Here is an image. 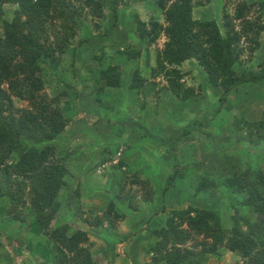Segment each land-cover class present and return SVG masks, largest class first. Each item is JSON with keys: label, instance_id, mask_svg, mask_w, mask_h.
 Masks as SVG:
<instances>
[{"label": "trees", "instance_id": "obj_1", "mask_svg": "<svg viewBox=\"0 0 264 264\" xmlns=\"http://www.w3.org/2000/svg\"><path fill=\"white\" fill-rule=\"evenodd\" d=\"M150 1L163 14L162 23L156 19L145 23L137 16L131 19L125 15L119 19L121 13L124 15L119 7L125 6L126 0H0V16L4 14L5 4L17 6L11 21L3 22V33L0 32V220L15 218L21 234L12 240L5 230H0V236H6L5 244L0 241V255L9 253L10 264L27 262L20 247L26 243V235L47 240L50 264H97L90 252L87 231L73 228L68 222L51 225L61 205L58 195L66 187L64 161L69 155L62 156L60 152L69 150L71 154L77 145L75 139L63 140V147L53 143L62 139L60 136L68 124H73V128L88 124V131L79 130L86 140L96 138L91 149L100 158L95 164L100 168L110 163L118 152L116 147L109 155L108 144L112 137L122 133L125 124L140 137L153 139L149 131L153 123L146 116L149 118L147 113L154 111V98L158 100L157 106H164L160 105V99L169 102L163 109L165 121L168 123L170 116L177 124L170 138L156 140L169 144L172 173L160 187L154 186L155 178L136 174L124 181L140 187L143 198L158 192L162 196L159 212L165 216L160 224L149 220L146 234L136 236L145 254L151 257L150 264H205L211 256L222 257V249L237 258L231 264H264V164L261 163L264 115L248 118L241 111L240 115L231 116L224 110V106H231L230 94L239 100L238 96H244V86H251L252 94L259 86L264 87V57L255 63V69L241 68L239 63L243 53L239 47L241 39L248 38L255 46L248 48L249 55L259 47L256 38L264 31V0L238 3L233 17L224 13L223 33L215 20L193 18L192 0ZM253 9L256 16L250 19ZM108 17L111 24L103 27L101 23ZM88 19L93 23L92 30L99 32L96 35L100 47L110 44L111 52L129 62L139 61L143 55L150 57L149 47L164 38L162 49L154 50L156 68L151 69L150 76L162 77L166 85L158 90L156 97L144 96L152 100L147 98L139 105L141 115L130 118L129 124L111 119V114L102 119L101 112L96 123H90L92 111L90 115L84 113L82 104L70 118H65L55 104L58 97L48 99L42 94V66L55 68L64 54L70 52L74 56L78 47L94 38ZM235 21H240L239 31ZM118 27L125 31V38L119 42L114 36ZM80 32L84 33L78 37ZM73 62L75 80L85 72ZM188 62L195 65L205 88L209 85L217 94L214 104H201L194 90L184 86L185 73L180 67ZM120 70L119 65H112L101 68L97 76L107 86L115 87L120 83ZM146 83L134 71L129 88L139 89ZM74 88L77 90L79 84ZM260 97H264V91ZM13 98L27 101L31 109L16 107ZM98 104L107 109L105 101L98 99ZM77 116L81 118L75 119ZM102 124L106 127L102 128ZM70 135L75 137L76 133ZM100 136L104 142L97 138ZM86 145L90 148L92 144ZM109 165L125 166L120 160ZM182 166L192 169L189 177H185L188 170ZM177 179L191 180L187 187L193 193L189 191L190 204L185 209H171L165 204L164 196ZM214 189L219 190L220 196L215 195ZM131 198L123 211L129 212ZM227 200L229 215L222 211ZM23 208L26 213L22 216ZM106 215L113 216V220L126 217L118 215L113 203H108ZM68 216L67 221L78 219L99 228L103 225L97 216L89 219L91 213L84 219ZM30 218L32 224L25 230L22 223ZM107 222L112 227L109 219Z\"/></svg>", "mask_w": 264, "mask_h": 264}, {"label": "rangeland", "instance_id": "obj_2", "mask_svg": "<svg viewBox=\"0 0 264 264\" xmlns=\"http://www.w3.org/2000/svg\"><path fill=\"white\" fill-rule=\"evenodd\" d=\"M126 1H127L126 2L127 4L125 6L122 5L119 7V10H121V12L124 13V15L122 13H121V15H119V19L126 15V16H128V18L131 17V19H133L135 16H137L138 19H140L141 21H143L145 23H149L153 19L158 20L160 23L163 22V14L158 10V8H155L153 6V4L150 0H146V1L145 0H126ZM192 1H193V18L195 20H215L217 22V24L220 26L222 33L224 32L223 27H222V22H223L222 15L225 13V14H228L230 17H233L235 6L238 3L252 2L250 0H192ZM16 9H17V6L12 5V4H5L3 6L4 14L2 16H0V32L1 33H3V22H5V21L10 22L12 17H13V12ZM254 16H256L255 9H253L251 11V13L249 14L250 19H253ZM88 21H90V20L88 19L86 22L92 30L93 23L88 22ZM108 23L111 24L109 17L106 18L101 24L102 25H105V24L108 25ZM234 23H235V25H237L236 30H238L240 21H235ZM94 30L95 29H93L91 31L93 33V37H98L96 34H99V32L96 33ZM124 32H125L124 29L121 28V30H120L119 27L117 28L114 36L118 42L122 41V39L125 38ZM83 33L84 32H80L78 34V37L83 35ZM100 33H101V31H100ZM256 39H257V42L259 43V47H256V49L254 50V53L252 55H249L247 50L250 47H255V46H253V43L250 42V39H248V38L241 39V42L239 43V47L243 51L242 55L240 56V62H239L241 64V68L255 69L256 68L255 63H257L258 60H260L262 57H264V32ZM51 40H52V38H51ZM89 43H91V42H87L85 45H90ZM163 43H164V38L158 39L156 45L154 44L153 46L149 47V49H148L149 53L151 54L150 55L151 65L154 68H156L154 65V50L155 49H162ZM89 50H90V52L96 53L98 50V46L96 44L91 45V46H89ZM108 53L110 56L113 55L112 58L116 57V54L114 53V51L108 52ZM70 55H71L70 52H67L66 54H64V56L62 57V59H63L62 62L60 61L59 64H57V66L55 68H53V66H50L48 64L43 65L42 66L43 72L41 73V80L44 83V88H43L42 94L45 95L48 99L58 97L55 104L59 108V110L62 112V114L65 118H70V115H72V112H74V111L76 112L77 107H79L80 102L82 101V99H78L77 97H75V95L78 93V91L74 88V85H75L74 78L70 77L72 75V66L71 65L69 66V64L72 62ZM75 55L77 56V52H75ZM76 60H77V57H76ZM144 60H145L144 69H142L143 63L141 64L140 60L139 61H131V63L128 62L129 68L126 69V75H127L126 80L130 79L131 74H134V71H138L139 77H141V71L143 70V72H144V70H145L146 76H147V78H149L146 80L147 81V83H146L147 89H150L149 86L152 83V81L155 82V84H158V86L154 89V92L151 93V95H152L151 97H153V94H154V97H156L158 90L161 88V86L166 85V82L160 76L156 77V78H151V76H149L147 73L149 71V69H150V71L152 69V67L150 68V64H149L150 59L148 58V56H146V59H144ZM113 62L121 64V66H123L124 68L127 64V60L125 58H123L119 61L114 60ZM191 65L192 64L188 62V63H184L180 67L181 72L185 73V76L182 79L184 86L189 87L190 89L194 90V93L196 94L197 99L201 101L200 102L201 104L202 103L204 105L214 104L213 102H214V99L217 98V94L216 95L214 94L213 88H211L209 85L207 86L208 89L205 88V86L203 85V79L200 75H198V71L196 70L195 65L194 66H191ZM241 68H239V71L241 70ZM58 75L60 78L58 77ZM64 76H66V78H64ZM69 78H71L73 80H69ZM79 78H80V76H79ZM101 81L102 80L98 79V81L95 82L97 90L103 89V87L100 86ZM79 87H81V86L79 85ZM244 87H245L244 96H238V97H240L239 100L234 99L233 96L230 94V96L228 98L229 99L228 104H230L231 106H229V105H227L226 107L224 106V110L227 112V114H230L231 116H238L241 114V111H243V112H245V115L248 118H250L253 115L257 116V118H262L264 115V97L261 98L260 94L262 91H264V87L259 86L257 89H255L253 94H252L253 90H251V88H252L251 86H244ZM141 94H143V91H141L140 95ZM80 95H81V97L83 96V94L81 92H80ZM151 97H148V99H150L149 101L152 100ZM13 99H14V103H15L16 107L24 108V109L25 108L31 109L27 101L19 100L16 98H13ZM165 103H168V101L165 100ZM165 108H166V106L164 105L161 109H165ZM209 109H207V110H209ZM111 115H113V113H111ZM105 117H106V115H104L102 119H104ZM172 118L173 117H170V116L168 117L169 124H168V128L164 134L160 133V131L155 130L154 126L151 125L152 129L151 130L149 129V131L153 135V139L151 141L156 142V140L160 139V137H163L164 139L171 137V134L175 130L176 125H177V124H174V120ZM114 122L117 123V121H114ZM117 124H119V123H117ZM72 126H73V124H68L65 132L62 133L60 136L62 139L58 138V140H56L55 143H53L56 146L63 147V146H65L63 144V140L64 141L68 140L70 142V141L75 139L74 143H76L77 145L74 146V148H73L74 151L71 154L68 152L69 150L68 151L63 150L62 152H60L61 153L60 155H62V156L63 155L64 156L69 155L66 158V160L64 161V164H65V167L67 170V175H66L65 179L68 182L65 180L66 181V187L58 195V197H59L58 201H59V203L62 202V204L60 205V208H59L60 211H58V213L54 216L53 221H51L52 226L53 225H59L60 223L63 224L65 222L64 219L66 218L67 212H69V211H71L73 213V216H79V217H85V218L89 217L88 213L89 212L93 213V210H89L87 213L86 210H88V206L89 207H99V206L103 207V204H105V201L107 199V196H106L107 194H105L100 199H97V198L91 199L90 194L92 193L93 188L89 187L87 184H89L92 181L93 175H91L90 171L83 174L81 167L76 166V163H77L76 160L77 159L79 160V157H80L78 155V153H80L82 150H84V146H85V144H87V141L85 138L82 137L81 134H83V132H81L80 130H78V133H79L78 137H77V135H75V137H72L70 135V133L74 131ZM86 130L88 131V129H86ZM130 130H131L130 126L125 124L123 126L122 133H119L115 137H118V136L121 137L124 133L126 135H129ZM130 138L128 139V141L131 140ZM142 138H144V139H142L143 142H136V143H132V144L129 143V145H128V142L126 140L122 141L123 144L128 145V147H129L128 151H126L127 150L126 145L119 146L118 150L119 151L121 150V154L119 156L116 155L114 157V159L110 161V163L112 164L114 161H116V159H118V161L119 160L122 161L124 159V157L122 155L123 151H126L125 157L127 159L130 158L131 154L138 155V158H137L138 165L137 166L138 167L142 166L143 168L147 167L148 170L150 171V175L155 177V179H154L155 184L157 186H160L161 184H160L159 180L157 179V177L161 176V175L167 176L168 175V173H167L168 168L173 166V165H169L168 162L165 159H163L162 154L157 152L155 149L148 151L147 150V148H148L147 144L150 142L149 137L146 136V137H142ZM112 139H114V137H112ZM81 142L83 143L84 146L80 144ZM93 145L94 144H92L88 150L87 160H89V158H90L89 155L93 152V150L91 149L93 147ZM108 145H114L113 140L111 142H109ZM242 145H244V143H242ZM27 146L30 147V144L28 142H27ZM161 146H162V149L164 147L165 148L167 147L166 149L169 151V149H168L169 144L168 143H165V144L161 143ZM169 153H170V151H169ZM147 154H148V156H147ZM144 157H147V159L149 158V159H151V161H154V162L149 164L145 161ZM261 158H262L261 163L264 164V155H262ZM135 161H136V159L133 158L132 162H135ZM110 163H107L106 164L107 166L101 170L102 171L106 170V168L110 166L109 165ZM132 165H135V163H133ZM181 168H186L188 170V173L185 176L186 178L191 175L190 171L192 169L189 170L188 167H184V166H182ZM97 170L98 169H96V171ZM119 173H120V178L116 181L117 184H119V187H122L124 185L123 183H124L125 179L131 178L134 174L138 175L141 178H146L145 173L141 174V173H139V171L131 170V168L120 171ZM165 178H167V177H165ZM114 181H115V179H111L112 183ZM188 181H191V180L189 179ZM188 181H184L183 184L186 185L188 183ZM105 182H106V180L103 179V182H101V185L106 184ZM179 186H180V184L175 183L174 192H172L173 190H170L169 193L166 194V197L169 198L171 196V194H173V193L177 196V192H178L177 187H179ZM108 187L110 188L111 185H108ZM135 189L137 191V194H135L134 197L136 198L137 196H139L138 192H140V190H137L136 186L133 187V186L124 185L123 189L118 192L119 196L110 200L109 204L113 203L114 207H118L119 211H121L120 214H124V215H126V217H127V215H130V218H132L133 215L130 212L123 211L124 210L123 208H127V207L124 203H120V201H122L124 199V197L126 198L129 195H132V192H134ZM110 190L115 191L116 189L111 188ZM78 192L80 193V197L77 199ZM142 192H143V190H142ZM214 192L216 193L215 195L218 196L219 190L214 189ZM143 195H142V197H144ZM158 199L162 200V196L159 195ZM164 199H165V196H164ZM228 202H229V200L225 201L223 203L224 208H222V211L226 215L231 214V211L226 209V207H228L230 205V204H228ZM66 205H68V206H66ZM122 206H124V207L122 208ZM148 207L149 206H146V208H148ZM155 207L157 209H159L161 207V204L158 206H155ZM20 212H21V215L23 216L26 213V209L23 208ZM102 212L103 211L101 210V213ZM96 216H99V215L96 214ZM96 216L94 214H91L90 219L93 220V218ZM100 217H101V215H100ZM112 217L113 216L106 215V213H105L102 215L100 220H102L103 225H106L107 219L112 218ZM59 218H61V219H59ZM14 219L13 218H10V219L3 218L2 220H0V230H5L6 231L5 235L8 236V238L10 237L12 240H14L12 238L13 236L16 237L18 235H21V234H19L20 228H19V225L17 224L19 222L15 221ZM31 221L32 220L30 218V220H27L26 222L22 223L25 226L24 227L22 225V227H24L25 230H28L30 228L29 225L32 224ZM123 225H125V224H123ZM104 227L107 228V225ZM25 230H23L24 233L28 232ZM92 234H93L92 237H90L88 239L92 240V242H91L92 244L90 246V252L91 251L93 252L92 253V255H94L93 259L96 261L97 264H109V262H107L105 260V258H102V255H101V253H105L106 255L109 254V252H108L109 248L107 247V245L105 244V242L102 239H99L96 237L94 232ZM5 235L2 234L0 236V241L3 242L4 244L6 243V240H5L6 236ZM19 239L22 240L21 238H19ZM35 241H38V242H35ZM25 242L26 243H22L20 246L22 248L23 255H24L25 259H27V262L25 264H50L51 263V255H50L49 251L47 250L48 246L46 245L47 240L41 241V238H39V237H32L30 235H26ZM25 244L27 246H25ZM109 244H110V246L112 245V243H109ZM16 245H17V243H16ZM121 247H122V245L118 246L117 249L119 250ZM119 251H121V250H119ZM222 251H224V252H222V257L217 259L216 257L211 256V257H209V259L207 260V262L205 264H231V263L237 261V258L232 253L225 251L223 249H222ZM124 254H125V250H124ZM1 256L2 255H0V263L1 262H2V264H10L11 263V260H9L10 259L9 253L5 254L3 257H1ZM96 256H98V257H96ZM139 258H141V261H140L141 264H150L151 257L147 256L145 254V252L143 253V256H140ZM1 259H3V260H1ZM112 264H114V263H112Z\"/></svg>", "mask_w": 264, "mask_h": 264}, {"label": "crops", "instance_id": "obj_3", "mask_svg": "<svg viewBox=\"0 0 264 264\" xmlns=\"http://www.w3.org/2000/svg\"><path fill=\"white\" fill-rule=\"evenodd\" d=\"M104 26L105 25H103V27ZM89 42H91V43H89L90 45H85L86 44L85 43L76 49L77 50L76 51L77 56L76 55H74V56L70 55L72 62L69 64V66L70 65L72 66V64L75 63V62H73V60H74L78 63V65H79L78 68L85 72L83 76H80V78L79 77L75 78V85L79 84L81 86L77 89V91L79 93V95H77V96L80 97V99H82V101L80 102V104L83 105L82 111L88 115H90V113H92L88 119V121L90 123H94L96 120V117L98 115V112H101L99 114H101L102 118L104 115L113 113V115H110L111 119L119 120L123 123L129 124L130 123L129 121L131 120L130 118H132V117L139 118V115H141V113L139 112V107L141 105H143L147 101V98H148V97L144 98V96L151 95V93L154 92V89L158 86V84H155V82L152 81V83L149 86L150 89L144 90V87L146 86V84L143 87L141 86L139 89L138 88L130 89L129 83H130L131 77L129 80H126V76H127L126 75V69L129 68V65H128L129 61L127 60V64H126L125 68L123 66H121V64L113 62L114 60L119 61L125 57L116 54V57L112 58L113 55L110 56L108 53V52H111V50H112L111 47H109L110 44L108 45V47H105L102 49L100 47L101 41H100L99 37H94ZM95 44L98 46L97 52L96 53L90 52L89 46L95 45ZM62 57L60 58L61 62L63 60ZM76 57H77V60H76ZM148 58L150 59V63H149L150 68L151 67L153 68V66L151 65V57L148 56ZM144 59H146V55H143L140 59L141 64L143 63L142 69H144V63H145ZM112 65H119L121 67V70H120L121 75H120L119 85H117L115 87L107 86L106 82L104 80H102L100 82V86H102L103 89L97 90V87L95 85V82L98 81L97 72L101 68H107V67L112 66ZM147 73L150 76V73H151L150 69ZM93 75H94V77L92 78ZM131 76H132V74H131ZM70 77L74 78L73 77V68H72V75ZM64 78H66V76H64ZM141 78H143L144 80L149 79L146 76L145 70H144V72H143V70L141 71ZM69 80H73V79L69 78ZM153 85H154V87H153ZM152 87H153V90L151 91ZM161 87H163V86H161ZM134 91H136L137 94ZM141 91H143V94L140 95ZM80 92L83 94L82 97L80 95ZM98 99L103 100V102L105 101L107 109L101 108V106L98 104ZM157 101L158 100H156V98L153 99L154 114H152L153 112L151 110L149 113H147V114H149V118H148V116H146V118L149 119L150 123H153L155 130L160 131V133L164 134L168 128L169 122L167 123L165 121V117L163 115L164 112H163V109H161L163 106H157L159 104V103L157 104ZM160 103H161L160 105H166L168 107L169 102L165 103V101L162 102V100L160 99ZM90 111H92V112H90ZM122 113H124V114H122ZM143 113L146 114V111L144 110ZM73 114H74V112H73ZM115 117H116V119H115ZM79 118H81V117L77 116L75 119H79ZM142 118H145V116H143ZM98 126H100V125H98ZM101 126H102V128L106 127L105 124H102ZM165 126H166V128H165ZM79 128H81L83 131H85L86 129H89V126H88V124H83L81 127H78V126L74 127L73 133H76L77 136L79 134L78 133ZM130 129L131 130L129 131V135H126L124 133L121 137H118V138L114 137V139H112L114 145L108 146V154H109V151H112L114 153L116 147L119 148V146H121V145H126V144L122 143V141H124V140H126L128 142V145H129V143L132 144V143H136V142H143L142 139H144V138L140 137L134 130L132 131L131 126H130ZM82 137L84 138V134H82ZM97 138L100 141L104 142L102 136L97 137ZM129 138L131 140L128 141ZM91 139H93V140H86V141L89 144H93L94 140H96V138L91 137ZM109 142H111V140H109ZM128 145H126L127 146L126 151H128V149H129ZM147 145H148V148H147L148 151L155 149L157 152L162 154L163 159H165L169 164V159H171V154L166 149L167 147L166 148L164 147L162 149L161 143L151 141V140ZM88 150H89V147H88V145H86V146H84V150H82L80 153H78V155L80 157H79V160L78 159L76 160L77 161L76 166L81 167L83 174L90 171L91 175H93L92 181L89 184H87L89 187L93 188V191L90 194L91 199H96V198L100 199L105 194H107L106 195L107 199L105 201V204H103V207H101V206L89 207L87 205L88 210H86V212L88 213L89 210H93V213L92 212H89V213L94 214L95 216H96V214H98L99 216H97V217L99 219L102 217L103 214L106 213V209H107V205H108L109 201L114 199L115 197L119 196L118 192L120 191V189L121 188L123 189L124 185L130 186L127 182H124L123 183L124 185L122 184L123 186L119 187V184H117L116 181L120 178V173H119L120 171L131 168V170L139 171V173H141V174L145 173L146 176L149 177L150 179L155 178L152 175H150V171L148 170L147 167L143 168L142 166L141 167L137 166L138 165V163H137L138 155L131 154L130 158L127 159L125 157L126 151H123L122 155H123L124 159L122 160V162L125 165L124 167H121V168L117 167V165H116L117 161H116V162L111 164L112 166L113 165H116V166L107 167L106 170L102 171L97 165L95 166V164L99 163V161H100V158L97 156V154L92 152L89 155V157H90L89 160H87ZM117 154H118V152L115 153V156ZM147 156H148V154H147ZM133 158L136 159L135 162H132ZM144 159L149 164L154 162V161H151V159H149V158L147 159V157H144ZM133 163H135V165H132ZM169 165H171V164H169ZM96 169H98V170L96 171ZM167 173L168 174L172 173V166L168 168ZM116 177H117V179H115V181L112 183L111 179H114ZM165 177H167V176L161 175V176L157 177V179L159 180V182L161 184L160 186H164V182L166 179ZM103 179L106 180V182H105L106 184L101 185V182H103ZM176 183L180 184V186L177 187V190H178L177 196L173 193V194H171V196L169 198L165 197V203L167 204V206L169 208L171 207V209H185L190 204L189 191L192 193H193V191L187 187V184L186 185L183 184L184 180L177 179ZM108 185H111V187L109 188ZM154 186L156 187L157 185L154 184ZM111 188H115L116 190L115 191L110 190ZM136 188H137V190H140V192H138L139 196H137L136 198L134 197L135 194H137V191L135 189V191L132 192V195H129L126 198L124 197V199L122 201L119 200L120 203H124L125 205H127L129 203L128 198L133 197V198H131V201H130V203L132 205L130 206V204H129V206H128L129 212L133 215V217L130 218V215H127V217H123V219L119 218L117 220L116 219L113 220V219L109 218L110 223L113 224L112 227H109L108 222L106 223L107 228L104 227L106 225H102V228H99V227H94L91 224L83 223V222L79 221L78 219L76 221H67V218L64 219L65 222L69 223V226L76 228V229H81V230L87 231L88 238L92 237V235H93L92 233L94 232V234L96 235L97 238L102 239L105 242V244L107 245V247L109 248V251H108L109 254L106 255L105 253H101V255H102V258H105V260L107 262H109V264H112V263H114V264H141L140 263L141 258H139V257L143 256L145 249H142V247L140 246L142 244H141V242L138 241L139 237L137 238L136 236H137V234H139L140 237H143V235L147 232L146 231V226H147L146 222L151 220L152 223L153 222H157V223L159 222V224H160V219H163V217L165 216V215L160 214V212H159L161 207H162V201L158 199V197L160 195L159 192L153 194L152 196H150L148 198H143L142 195L144 194V192H142L140 187L136 186ZM174 188H175V185H173L171 188H169V190L167 191L166 194H168L170 190H173L172 192H174ZM218 196H220V194H218ZM79 197H80V193L78 192L77 199ZM61 204H62V202H61ZM160 204H161V207L159 209H157L155 206H158ZM124 206H122V208ZM146 206H149V207L146 208ZM101 210L103 211L102 213H101ZM114 210L118 211V215H120L118 207H114ZM69 212H70V214H69ZM69 212H67L66 217L68 216V214H69L68 217H73V213L71 211H69ZM100 215H101V217H100ZM81 218L84 219L85 217H81ZM59 219H61V218H59ZM60 224H62V223H60ZM123 224H125V225H123ZM4 233H6V232H4ZM89 240H90V242H92L91 239H89ZM109 243H112V245L110 246ZM120 245H122V247L119 249L121 251H119L117 249V247ZM124 250H125V254H124ZM91 253H93V252L91 251ZM96 257H98V256H96ZM1 260H3V259H1ZM0 264H2V262Z\"/></svg>", "mask_w": 264, "mask_h": 264}, {"label": "clouds", "instance_id": "obj_4", "mask_svg": "<svg viewBox=\"0 0 264 264\" xmlns=\"http://www.w3.org/2000/svg\"><path fill=\"white\" fill-rule=\"evenodd\" d=\"M121 154V150L120 151H118V154H117V156H119ZM116 161H117V163H118V159H116ZM116 161H114V162H116ZM113 162V163H114ZM116 163V164H117ZM107 165L106 164H104V166H102V167H100V169H104L105 167H106Z\"/></svg>", "mask_w": 264, "mask_h": 264}]
</instances>
